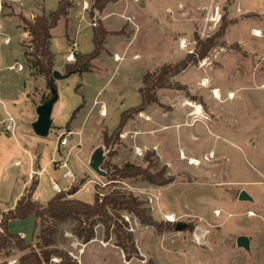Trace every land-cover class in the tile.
Wrapping results in <instances>:
<instances>
[{"label": "rangeland", "instance_id": "obj_1", "mask_svg": "<svg viewBox=\"0 0 264 264\" xmlns=\"http://www.w3.org/2000/svg\"><path fill=\"white\" fill-rule=\"evenodd\" d=\"M58 1L0 0V85L12 93H27L29 111L45 102L50 90L27 63L24 53H29L30 38L17 29L18 24L22 27L17 17L48 16ZM94 1L72 0L68 17L51 30L54 71L61 76L64 66L74 63L66 61L68 55L93 50ZM99 20L109 33L103 53L92 62L89 73L54 80L58 100L51 130L46 138L35 139L30 127L33 112L28 118V140H37L40 146L28 145L29 151L40 153V167L52 173L60 189L80 187L71 198L91 204L96 192L130 194L144 203L153 221L173 227L160 233L132 215L118 213L137 249V256L129 261L116 246L114 235L104 239L101 224L94 227V239L87 244L72 235L75 223L57 224L56 248L77 264H264V0H116ZM196 38L213 40L215 45L196 65L170 79L179 90H159L158 105L129 121L119 142L104 145L103 132L111 134L121 113L140 104L143 75L186 56H198ZM116 57L120 60L115 61ZM17 63L23 72L9 70ZM77 108L72 127L73 121L67 123ZM69 131L76 135L58 155L76 149L68 157L73 183L62 180L61 172H52L49 165L58 157L54 148L59 137ZM98 146L104 148V162L142 168L151 163V173L163 172L172 181L162 187L139 178L110 183L86 165L87 153ZM24 158L10 173L15 170L25 176L24 193L38 180L36 192L40 202L46 203L54 194L49 176H33L30 181L28 156ZM191 160L197 163L192 165ZM5 187L1 205L12 194ZM12 188L17 194L15 184ZM242 191L251 202L238 200ZM176 223L184 228L176 231ZM33 226V219L13 220L8 230L23 233L30 243ZM240 236L249 238V251L236 247ZM21 255H0V264H17Z\"/></svg>", "mask_w": 264, "mask_h": 264}, {"label": "trees", "instance_id": "obj_2", "mask_svg": "<svg viewBox=\"0 0 264 264\" xmlns=\"http://www.w3.org/2000/svg\"><path fill=\"white\" fill-rule=\"evenodd\" d=\"M115 2L116 0H95L92 4L91 16L95 18V13L101 14L106 6ZM73 7L72 0H59L56 9L48 16L35 15L31 20L21 15L17 17L22 22L20 29L30 38L29 53H24L27 63L35 77L43 78L46 81L49 90L51 85H54V55L50 51L51 30L57 26L61 19L68 17L69 10ZM93 24V50L88 54L73 53L74 63L64 66L62 78L72 74L89 73L92 69V62L103 53L105 39L109 33L100 20L94 21ZM223 29L224 27L218 34L220 37L224 34ZM196 43L200 49L198 56H186L185 59L175 64L162 65L157 70L146 72L143 75L142 87L138 91L140 104L121 113L118 125L111 134L103 132L104 145L119 142L123 129L129 121H132L137 114L150 106L158 105L157 92L159 90H179L180 86L172 84L170 79L180 75L190 66L196 65L215 45L213 40L201 42L198 38H196ZM78 111L79 108L72 113L67 124L75 119ZM150 166L151 163H148L147 168L125 163L121 167H117L109 162H104L102 169L106 172L107 181L110 183L137 178L159 187L171 183V179L164 178L163 172L151 173ZM37 185L38 180H34L29 189L17 201L14 209L0 213V255L9 257L12 252L22 254L18 258L17 264H77L55 246L56 226L60 223H75L72 235L82 244H87L94 239V227L101 224L104 228V239L108 241L114 235L116 246L120 248L128 261L137 256V249L132 234L127 231V224L121 220L118 213L125 212L132 215L141 225L153 227L160 233L169 231L173 227V225L167 224L164 228L153 221L148 210L144 207V203L130 194L117 191L96 192L93 203L87 204L71 198L80 189L77 185L72 186L67 192L55 194L45 205H41L33 199ZM31 217L34 218L32 235L34 244L25 242L21 236L8 230L10 221H23ZM37 229H39L38 232Z\"/></svg>", "mask_w": 264, "mask_h": 264}, {"label": "crops", "instance_id": "obj_3", "mask_svg": "<svg viewBox=\"0 0 264 264\" xmlns=\"http://www.w3.org/2000/svg\"><path fill=\"white\" fill-rule=\"evenodd\" d=\"M24 17L31 20L34 16L32 17V15H30L31 18H28L26 16ZM19 26L20 25L18 24L17 29L21 32L22 35H25V33L22 32ZM0 31H1V25H0ZM17 64L22 66V64L20 63H17ZM23 70L24 69H22L21 71H17V73H21L23 72ZM30 109L31 107L28 108V94L27 93L25 92L21 94L17 92L12 93L11 91H9V89H6L4 85L2 84L0 85V199H1V196L3 195L2 188L4 186H6L5 189H7L8 192L10 188L12 189L11 191L12 194L9 197V199H8V196H7V199H5L8 201V203L6 204L3 203L4 205H1V202H0V213L7 212L8 210L14 209L17 201L23 196L24 190L26 189L28 185V181L27 179H25V176H22L20 173L16 172L15 170H13V173H10L11 168L13 167L19 168L22 165L21 162L23 159H25L24 158L25 155L28 156V160H29V169H28L27 178H28L29 173L34 171V164L36 163L37 169L36 168L35 169L37 173H40L43 170L45 173H42V175L46 174L49 176V179L50 178L53 179L52 173H50L47 170V168L40 167V158H41L40 153L39 152L33 153L32 151H29L30 148L28 145L32 146L34 144L35 146H40L38 142H35L37 140H28V120L31 119L33 112H34L35 118L31 120L30 127L32 123H34L37 119L35 110L29 111ZM10 119L11 121H9ZM73 123L74 121L70 124V126L73 127ZM8 126H10V130H7ZM73 134L76 135V133L74 132ZM35 139H39V138L36 137ZM74 144L76 145V143ZM67 146H65L64 149ZM58 150L59 149L57 148V143H56V147L54 148V153L56 155H58ZM70 150L76 151L74 147H71L70 149H68V151L66 152L67 153L66 155H68V157L70 154ZM92 152L93 150L87 153L88 159L86 161V165L88 163V160ZM59 160L60 158L58 155L57 158L55 159L52 158L49 161V165L51 166L50 170L52 172H54L52 163L55 161H59ZM39 177H41V175ZM74 181H75V177H74ZM13 184H15L17 189H19L17 194H15L14 193L15 191H13V188H12ZM66 189L68 190V187ZM55 194L56 193H54L52 197ZM33 199L41 205H45L48 202L47 201L46 203H41L36 190L34 192ZM29 219H33L34 221L33 217ZM18 235L21 236V238L25 239L23 233H19Z\"/></svg>", "mask_w": 264, "mask_h": 264}, {"label": "water", "instance_id": "obj_4", "mask_svg": "<svg viewBox=\"0 0 264 264\" xmlns=\"http://www.w3.org/2000/svg\"><path fill=\"white\" fill-rule=\"evenodd\" d=\"M99 19H100V14L96 13L95 21ZM62 77L63 76H61L58 72L55 71L53 72L54 80L62 79ZM57 100H58V95L56 93L54 85H51L50 97L40 106H38L35 110L37 119L34 123H32L31 129L36 137L44 139L48 136L52 126V119H51L52 110ZM104 160H105L104 148L102 146H98L93 150L88 160V167L95 175L107 179L106 172L103 171L101 168L104 163ZM238 200L242 202L252 201V199L244 191L240 192L238 196ZM183 228L184 225L180 223L175 224L176 231H181ZM249 245H250V240L245 236H240L236 239L237 248H241L244 249L245 251H249Z\"/></svg>", "mask_w": 264, "mask_h": 264}, {"label": "built area", "instance_id": "obj_5", "mask_svg": "<svg viewBox=\"0 0 264 264\" xmlns=\"http://www.w3.org/2000/svg\"><path fill=\"white\" fill-rule=\"evenodd\" d=\"M253 33H255V32H253ZM4 42L8 43V39H6ZM182 46H184V45L181 44L180 47L182 48ZM66 61L68 63L74 62L73 53L66 57ZM22 69H23V67L21 65H18V64L12 65L9 67V70H11V71H15V70L21 71ZM9 121H11V119ZM7 130H10V126L7 127ZM71 136H73V132L69 131L67 133H63L58 139L57 148L62 149L63 147L67 146L68 145V139ZM59 158H60L59 161H55L52 163L53 170L54 171L58 170L61 172L60 177L62 180L70 181L72 183L74 181V175L72 174V171L70 170V167H69L68 155L59 156ZM42 173H45V172L43 170L40 173H37L36 171H32L31 173H29L28 179L31 181L33 179V176L39 177L40 175H42ZM49 180H50V188L54 193L59 194L61 192L67 191L66 188L60 189L59 185L57 184V182L54 179L50 178ZM251 215H253V214H251Z\"/></svg>", "mask_w": 264, "mask_h": 264}, {"label": "bare ground", "instance_id": "obj_6", "mask_svg": "<svg viewBox=\"0 0 264 264\" xmlns=\"http://www.w3.org/2000/svg\"><path fill=\"white\" fill-rule=\"evenodd\" d=\"M253 35L255 36V37H261V34L259 33V32H255V33H253ZM184 46H182V48H183ZM120 60V58L119 57H117V58H115V61H119ZM202 86L203 87H206V82H204V84H202ZM213 96L215 97V98H217L218 97V92L217 91H215L214 92V94H213ZM229 98V97H228ZM230 99V98H229ZM188 107H192V105L191 104H186ZM196 111H197V109H196ZM103 113V112H102ZM198 113H195V115H197ZM102 116H104V114H101ZM182 158L184 159V155L182 156ZM190 163L193 165V164H196L197 163V161L196 160H191L190 161ZM174 219V218H173ZM170 220L173 222V220H172V218H170Z\"/></svg>", "mask_w": 264, "mask_h": 264}]
</instances>
